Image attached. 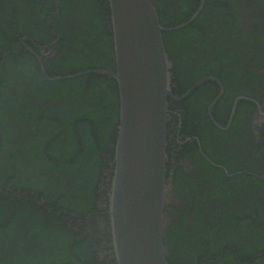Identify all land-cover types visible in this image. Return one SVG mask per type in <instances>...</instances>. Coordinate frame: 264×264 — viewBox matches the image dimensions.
Instances as JSON below:
<instances>
[{"label":"flooded vegetation","instance_id":"flooded-vegetation-1","mask_svg":"<svg viewBox=\"0 0 264 264\" xmlns=\"http://www.w3.org/2000/svg\"><path fill=\"white\" fill-rule=\"evenodd\" d=\"M153 1L159 10V0ZM164 2L162 15L173 21L172 27L165 26L171 29L165 31L170 35H163L172 61L173 93L169 98L167 124L169 192L165 237L170 238L177 264H183L179 257L183 258V248L185 253L187 246L192 248L189 241L196 239L195 225L201 218L197 239L200 241L203 233L205 237H214L216 243L213 248L220 251V256H224L226 248H219V243L223 241L227 249L235 250L228 238L240 233L231 222L222 228L218 220L221 216L234 208L244 213L242 220L253 215L257 223H263L255 203L264 196L261 195L264 190L257 187V182L264 181V0ZM84 16L92 20L91 24H85ZM81 25H86V28ZM110 25L108 0H0V69L3 72L0 78L11 80L5 90L13 97L25 98L32 108L30 111L38 109L42 116L46 112L65 118L74 108L86 109L88 114L82 118L83 124L77 126L76 122L69 120L70 115L67 123L69 132L76 133L80 129L84 137L80 133L66 138L65 142H80L79 145L96 142L101 152V161H96L98 173L94 176L87 174L90 170L87 162L94 155L85 156V163L79 164L77 171L64 168L56 172L33 166L35 159L32 160L26 152L24 158L12 159L11 162L15 163L13 170L9 160L19 153L17 147L23 142H39L38 133L48 132L50 125L39 123L32 131L30 122L23 121L17 108L2 104L0 198L32 201L47 214L58 210L57 214L64 218L74 234L80 235L77 240L85 239L90 245L91 256L87 252L86 259H80L83 264H116L108 212L120 126V96L117 81L101 72L116 69ZM76 27L81 41L77 40L78 37L74 39ZM75 40L80 43L71 47L69 44ZM104 47L111 48V51L105 53ZM62 60L77 61L79 72L64 75ZM93 73L115 80L117 95L106 101L102 100L101 93L91 101L76 102L77 99L73 98L72 108L65 98L57 100L44 95L56 86L52 83L85 78L83 76ZM68 88L74 92L72 84ZM30 118L31 114L25 121ZM61 118L52 119L59 121ZM78 121L81 122L80 119ZM5 126L9 127L10 133ZM23 132L17 139L16 133ZM6 134L11 135L16 146L10 145L3 151ZM25 137L27 141L23 140ZM91 145L89 149L92 151ZM82 147L86 149L84 145ZM28 167H34L39 179L47 176L51 184L66 190L79 182L85 184L83 181L97 178L94 184L86 186L96 193V198H88L89 205L84 207L87 211L82 212L64 208L57 203V198L45 196L35 188L31 179L28 182L32 188L9 189L8 178L24 179L27 176L23 172ZM232 188L239 191L237 200L228 190ZM219 193L221 195L215 198ZM11 203L10 207L14 209ZM28 232L23 236L7 234L0 241L3 243L1 255H16L20 250L28 255L37 250L44 254L51 250L53 243L45 235L39 238L30 236ZM22 239L27 241L25 245ZM204 250V257L213 253L211 246ZM201 252L203 249L197 253ZM211 258L206 262L198 261V264H208L213 261Z\"/></svg>","mask_w":264,"mask_h":264},{"label":"water","instance_id":"water-1","mask_svg":"<svg viewBox=\"0 0 264 264\" xmlns=\"http://www.w3.org/2000/svg\"><path fill=\"white\" fill-rule=\"evenodd\" d=\"M120 126L109 215L116 264H170L166 247L167 142L172 61L153 0H108ZM57 79H61L57 78ZM2 128L0 126V147Z\"/></svg>","mask_w":264,"mask_h":264},{"label":"trees","instance_id":"trees-1","mask_svg":"<svg viewBox=\"0 0 264 264\" xmlns=\"http://www.w3.org/2000/svg\"><path fill=\"white\" fill-rule=\"evenodd\" d=\"M164 5L165 2L163 3V0H159L158 6L160 9L158 10V12L159 15H161V23L163 26L172 27V19H168L167 17H164L162 15L164 12ZM84 19L86 20L85 24H91L92 20L90 18L84 16ZM95 19H93V22L95 21ZM81 27L86 28V25H81ZM73 34L74 39L78 37L77 40L81 41V37L79 36L80 31L77 27ZM163 35L170 34H166L164 32ZM77 40H75L69 45L71 47L77 46L80 43V41L78 42ZM109 50L111 51V48L107 49L104 47L105 53H108ZM61 63V67L65 72L64 75L76 74L77 72H79V66L77 61L62 60ZM6 65H8V63ZM84 66L85 64H82V67ZM1 69L0 74L3 75ZM4 69L6 70V68ZM69 69H73V72H69ZM83 77L85 78L64 80L52 83L56 86L48 89V91L44 95L45 97L51 96L50 98H54L57 100L60 98H65V102L67 103V105H70L71 108L72 105H74L73 98L77 99L76 102H81L85 99L91 101L93 97L101 93L102 100L106 101L117 95L118 90L117 83L115 80H108L105 77L101 75L97 76V74L94 73L87 74ZM10 82V78L7 80L4 79L3 76L2 78H0V112L2 111V104L9 107L17 108L18 115L23 119V121L27 124L30 122L29 124L31 125L32 131H35V128L37 127L36 124L48 123L50 125L48 132L42 131L38 133L37 138L39 139V142H23V144L17 147V152L19 153L15 154L9 160L11 169L14 168L15 164L14 162H11L12 159L14 157L24 158L26 152H29L28 156L32 158V160L33 158L35 159L32 164L33 166L39 165V167L41 168L48 170L54 169L56 172L61 171L64 168L70 169L71 172L77 171L79 164L83 165L85 163V156L90 157L91 155H94V158H92L91 161L89 160V162H87V168H89L90 170H86H89L87 174L91 173L93 176L94 174H97L98 170H95L98 166L96 161H98V163L99 161H101V152L98 149L96 142H82L81 145H79L80 142H65L66 138L75 137L80 133L82 135V138L84 137L83 133L80 132V129L79 132L77 131L76 133L73 131L69 132L67 130V123L70 120L76 122L77 126H80L81 124H83L82 118H84V115L86 113L88 114V111L84 109V112V110L81 111L79 108L75 110L74 108V111L68 113L67 117L65 118H61L58 114H54V116L52 114L51 116L44 111V116H42L43 114L40 113L38 109L34 108L32 111H30L32 108L28 106V103L25 98L13 97V95H10V93L5 90V87ZM71 84L75 87L74 92H71L68 88ZM109 85L112 87L109 88ZM103 88L105 90H102ZM68 93L70 94V96ZM29 114H31L30 120L25 121ZM69 115L70 119L68 120ZM41 117H47L49 119ZM55 117H59L61 119H59V121L58 119L53 120L52 118ZM79 119L81 122L78 121ZM5 127L8 129V133H10L9 127ZM7 129H5V133H7ZM23 134L24 132L16 133V136H18L16 138L19 139L20 136H22ZM6 135L4 136L3 140V151H6L10 147V145L16 146V144L14 145L11 139V135ZM23 140L27 141L26 137ZM82 145H84L86 149H83ZM89 145H91V148L94 150L91 151L89 149ZM91 152H94V154H92ZM57 162H61V164L58 165L56 164ZM23 173L27 176L24 179H13V177L8 178L7 185L9 189L14 188L15 190H17L20 188L22 190H25L27 188H32L29 186L31 184H29L28 182V180L31 179L34 180L33 184L36 185L35 188L39 189V192H42V194H44L45 196H49L50 198H57V203L63 206L64 208H69L71 210H81L82 212L87 211H85V209L87 208L84 207H87L89 205L88 198H96V193H94V191L92 190H89L86 186L87 184L88 186L94 184L97 178H92L91 180L83 181V183L85 184L79 182L74 187L71 186L70 189L67 188L66 190L62 186H56L51 184L50 178H48L47 176H42L43 178L40 179H43V181H40V183V179L38 177L39 174H35L34 167H28ZM257 187L261 190H264V181L257 182ZM35 188H33V190H35ZM228 190H230V194H232V196L235 197V200H237V198L239 197V191L235 190L234 188ZM234 191H236L237 194ZM220 195V193L217 194L215 198L219 197ZM261 195H264V192H262ZM260 197L262 198L255 203V209L259 212V219L264 223V196ZM20 202L21 204H19ZM10 203L15 206L14 209L10 207ZM57 211L58 210H56L54 214H47L44 209H41L32 201H27L25 199L19 200L18 198L14 200L0 198V241L4 240L3 238L7 234H10L11 237L13 236L12 234L15 233L23 236L27 231H29L28 233L30 236H37L39 238H43V236L45 235L46 238L48 240H51L50 242L53 243V247L51 248V250L44 254L37 250L31 255H28L26 252H22L20 250L19 254L12 256H4L1 255V245L3 244H1V241L0 264H39V262H41V264H83L80 259L85 260V254H87V252H89V256H91V253L89 251L90 245L85 239L77 240V237H79L80 235L74 234L72 229L68 227V223L64 221V218L61 215L57 214ZM243 215L244 213L240 212L239 209L236 210L232 208L228 213L218 219L219 224L220 226H222V228L226 227L227 224L231 222L234 227L239 230L240 233L238 235L235 234L233 238H228L229 241L233 242L235 250H231L230 248L227 249V247L222 244V241L219 243V248H222L224 246V249H226L224 256H220V251H216V249L213 248L216 243V239L214 237H205V233H203V237L199 241V236L196 233H199L200 225L203 220L201 218L196 223V228L194 231L195 238L198 239H193L192 241H189V244L192 245V248L187 246L185 248L187 253H185V250L183 248V258L179 257V259L182 261L183 264H198V261L206 262V260H208V258L210 257H212L211 259L213 261L209 262L208 264H264V224L257 223V221L252 218L253 215H251L252 217L246 218V220H242L241 216ZM253 222L257 225L254 226ZM168 231L169 230H167V234ZM164 241L168 248V251L170 252V255H168V260L170 264H177L178 259L176 258V253L173 251L170 245V238L166 236L164 238ZM22 242L25 245L27 241L22 239ZM180 246H183V244ZM209 246H211V250L213 251V253L212 255H206V257H204V249ZM201 249H203V252L197 253ZM236 253L237 257L235 256ZM257 254L262 255L258 256ZM200 255H202V257L196 258Z\"/></svg>","mask_w":264,"mask_h":264}]
</instances>
